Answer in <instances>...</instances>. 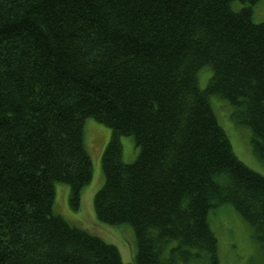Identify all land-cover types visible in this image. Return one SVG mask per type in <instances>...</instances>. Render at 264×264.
<instances>
[{"label":"trees","instance_id":"obj_1","mask_svg":"<svg viewBox=\"0 0 264 264\" xmlns=\"http://www.w3.org/2000/svg\"><path fill=\"white\" fill-rule=\"evenodd\" d=\"M260 1L0 0V264H221L211 224L225 205L264 244V174L211 101L230 102L264 159ZM89 117L112 129L96 215L133 226L131 262L54 209L57 182L79 209L93 179Z\"/></svg>","mask_w":264,"mask_h":264},{"label":"rangeland","instance_id":"obj_2","mask_svg":"<svg viewBox=\"0 0 264 264\" xmlns=\"http://www.w3.org/2000/svg\"><path fill=\"white\" fill-rule=\"evenodd\" d=\"M255 19L264 21V0L259 2L255 10ZM211 74L210 67L201 72L199 78L201 88L206 87ZM211 101L236 155L248 166L264 174V159L254 150L250 129L236 123L237 121L231 115L232 105L227 99L214 95ZM84 133L94 164L93 179L83 190L82 204L79 209H74L71 205L70 184L57 182L54 209L71 224L83 227L100 235L106 241L116 244L124 262H131L135 259L138 247L133 226L129 223L112 224L100 221L94 205L95 194L105 181L102 157L111 138L112 129L94 117H89L84 125ZM120 139L124 160L134 161L139 154L134 136L122 135ZM212 221L211 225L219 238L221 264H264V244L253 238L251 226L234 207L225 205L219 208L217 214L212 217Z\"/></svg>","mask_w":264,"mask_h":264}]
</instances>
